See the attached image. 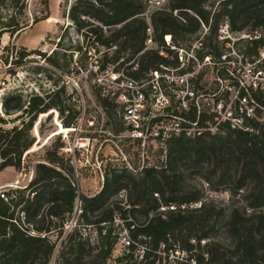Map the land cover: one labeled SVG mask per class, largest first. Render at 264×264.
Wrapping results in <instances>:
<instances>
[{"label":"trees","instance_id":"1","mask_svg":"<svg viewBox=\"0 0 264 264\" xmlns=\"http://www.w3.org/2000/svg\"><path fill=\"white\" fill-rule=\"evenodd\" d=\"M208 1L167 0L165 8L169 11L155 10L150 16L155 40L159 43L164 34H170L175 43H185L202 22L210 26L206 39L211 45L217 27L227 21L233 31L259 30L261 38L254 47L264 45V0H217L213 10L208 9ZM43 5L42 15L34 16L29 24L24 18L25 0H0V39L4 34L12 38L48 19V0H43ZM145 7V0H74L64 30L72 26L80 44L64 49L62 34L48 56L38 50H24L20 59L36 53L61 73H69L66 56L77 53L78 65L85 69L87 47L97 43L105 49L117 46L112 52H102L100 69L122 53H127L129 60L144 46L147 24L139 14ZM175 9L181 10L184 21L172 15ZM0 49L6 47L0 45ZM159 62L168 63L154 50L145 51L139 59L140 72ZM131 75L140 77L139 73ZM44 96L47 101L39 95L25 99L17 93L0 97V172L7 167L19 173L26 170L23 154L38 146L41 118L53 117L56 127L49 138L70 131L75 112L63 102L64 86ZM98 101L113 117L112 105L100 98ZM53 108L60 115L68 111L62 124ZM17 112L26 115L20 125L14 123L15 117L9 119ZM33 135L38 139L36 144ZM59 149L62 143L57 142L34 164L26 186L9 188L7 199L0 198V264H52L56 257L54 264H160L161 254L169 250L186 252L176 264H264V127L257 134L224 126L222 133L172 138L167 142L165 162L157 161L160 168H143L138 174L127 168H112L101 189L91 196L79 190L74 167L70 160L63 161ZM186 164L190 169L198 168L199 176L212 189L231 185L233 195L241 193L245 206L232 202L221 206L204 198L201 189L185 180ZM121 191L124 199L118 198ZM193 203L199 205L191 206ZM71 217L75 224L64 239L58 240ZM115 218H131L135 223L129 230L131 238L148 247L141 260L134 245L123 256L111 257L119 227ZM216 227L224 236L215 237ZM90 230L96 232L94 242L90 241ZM55 234L58 239L52 238Z\"/></svg>","mask_w":264,"mask_h":264},{"label":"built area","instance_id":"2","mask_svg":"<svg viewBox=\"0 0 264 264\" xmlns=\"http://www.w3.org/2000/svg\"><path fill=\"white\" fill-rule=\"evenodd\" d=\"M166 1L145 0V10L139 14L147 24L141 51L129 60V55L122 53L116 61L100 69L102 52H112L117 46L105 49L97 43L90 45L86 68L81 69L75 60L78 71L72 67L73 73L61 75V85L55 86L70 89L63 102L75 112L70 127L77 135L75 147L86 146L90 137L96 141L102 136L119 153L143 158V163L135 168L127 165L131 171L160 168L157 161L165 162L167 142L175 137L222 133L224 126L257 134L264 127V45L254 47L255 41L261 38L260 31H233L224 21L216 29V39L208 45L206 36L210 26L201 22L199 31L185 43H175L170 34H164L158 43L150 16L155 10L169 11L165 8ZM180 11L175 9L172 15L184 21ZM148 50H154L168 63L159 62L140 72L139 59ZM74 57L77 59V53ZM134 73H139L140 77H133ZM89 78L93 94L112 105L113 117L108 116L107 107L88 93L89 87L80 84L82 79L87 82ZM0 115H3L1 103ZM150 157H158L156 163L149 162ZM6 185L0 187V198L4 200L8 190L4 187L12 188L11 184ZM114 224L119 227L111 257L123 256L134 245L135 255L141 260L148 247L131 238L129 230L135 223L131 218H115ZM88 233L90 241L94 242L96 232ZM101 234H105L104 229ZM140 239L147 238L141 236ZM161 255L160 264H176L186 257V252L169 250Z\"/></svg>","mask_w":264,"mask_h":264},{"label":"rangeland","instance_id":"3","mask_svg":"<svg viewBox=\"0 0 264 264\" xmlns=\"http://www.w3.org/2000/svg\"><path fill=\"white\" fill-rule=\"evenodd\" d=\"M73 2L74 0H48L50 17L42 21L43 25L34 24L29 26L12 38H10L8 34H4L1 37L0 45L2 47L5 46L6 49H0V97L5 96L8 93H17L23 95L25 99H29L32 95H39L45 98L46 96L44 95L46 93L49 94L56 89L55 86L61 85V75L64 73H61L58 69L51 66L36 53H29L23 59H20V54L24 50L27 52L30 50H38L44 52L46 56H48L55 48V43L57 42L58 37L62 34V47L64 49L71 47L74 48L79 45L80 36L74 32L72 26H69L68 29L64 30L65 26L69 24L66 14ZM208 2H210L207 4L208 9H216L217 0H210ZM25 6L24 18L29 24L34 16H41L44 10L43 0H25ZM35 38H41L42 42L36 43L37 41H35ZM66 52L69 53L68 51ZM71 55L69 57L70 59L66 56L67 62L69 60L68 68L71 69L73 67L75 68L74 71H78L74 61H78L80 57L77 56L76 59L74 57L75 54ZM37 68H39V70H36ZM71 73H73V70L68 74ZM48 75L50 77H48ZM54 80L57 81V84L55 85L53 83ZM80 84H85L89 87L91 85V79H87V82H84V79H82ZM88 89V93L95 99H98L97 96L93 94L95 93L93 89L90 87ZM69 91V88H65V93H68ZM84 95L87 98V92L84 91ZM45 100L47 101L48 99L45 98ZM53 109L57 110V108ZM19 115L22 117L20 118ZM65 115V113L60 115L58 112L57 117L60 122ZM39 116L40 114L37 115L34 120L33 128ZM10 118H14V123L20 125L22 119L26 118V115L17 112L11 115L9 119ZM8 126H11V124H8ZM55 127L52 115L43 117L39 120L37 131L40 141L38 142V139L33 135L35 138L34 144L38 142V146L33 151H26L23 154L26 170L18 175L14 173L15 187L12 188L27 185L34 164L42 160L45 152L52 148L57 142L62 143V149H59V152L64 158L63 161L67 163V161L72 160L75 181L79 186V190L87 196H91L101 189L104 177L112 168H128V164L135 168V166L137 167L143 163V158L119 153L117 149H115V147L102 136L96 141H93L91 139L92 137H90L89 144L84 147H75L77 135L74 132H71L72 130L49 138L50 133L55 130ZM81 137H84V135H81ZM45 141L47 143H45ZM26 153L27 155L25 156ZM157 159L158 157H150L148 161L156 163ZM145 160L147 159H144V161ZM183 168L185 180L201 189L204 198L212 199L217 205L221 206H226L231 202L238 206H245L242 201V195H239L241 193L233 195L234 193L231 190V185H220L219 187H214L218 189H212L210 185L199 176L198 168L190 169L188 164L184 165ZM132 172L133 174H138L139 170ZM11 174H13L11 170L1 171L0 183L9 180ZM5 185L6 184L0 185V187ZM4 188L9 189L10 187ZM124 197V192L121 191L118 198L124 199ZM73 222L74 219L71 217L65 223L68 227H65L64 225V232L60 235V238L58 239L56 234L53 235L52 238L58 240L64 239L66 234L70 232V229L73 227L71 226ZM214 235L219 238L224 236V233L221 228L216 227ZM56 258L52 264L57 262ZM109 262H112V260Z\"/></svg>","mask_w":264,"mask_h":264},{"label":"crops","instance_id":"4","mask_svg":"<svg viewBox=\"0 0 264 264\" xmlns=\"http://www.w3.org/2000/svg\"><path fill=\"white\" fill-rule=\"evenodd\" d=\"M42 21H43V20H42ZM42 21H39V22L36 23V24H37V25H38V24L43 25V22H42ZM35 39H36L35 41H37L36 43H38V42L41 43V41H42L41 38H35ZM40 40H41V41H40ZM4 170H11L13 174H11V177H10L9 180L1 182L0 185L11 184L12 187H15V185H14V181H15L14 177H15V176H13V175H14V173L18 175L19 172L15 171V169H14L13 167H7V168H5ZM20 174H21V173H20ZM5 186H8V185H5Z\"/></svg>","mask_w":264,"mask_h":264},{"label":"bare ground","instance_id":"5","mask_svg":"<svg viewBox=\"0 0 264 264\" xmlns=\"http://www.w3.org/2000/svg\"><path fill=\"white\" fill-rule=\"evenodd\" d=\"M70 130H72V129H70ZM85 144L84 143H81V146H84ZM30 178H31V176H30Z\"/></svg>","mask_w":264,"mask_h":264}]
</instances>
